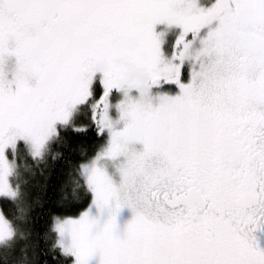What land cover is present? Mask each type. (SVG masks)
I'll return each instance as SVG.
<instances>
[{
    "label": "snow or ice",
    "instance_id": "snow-or-ice-1",
    "mask_svg": "<svg viewBox=\"0 0 264 264\" xmlns=\"http://www.w3.org/2000/svg\"><path fill=\"white\" fill-rule=\"evenodd\" d=\"M0 264H264V0H0Z\"/></svg>",
    "mask_w": 264,
    "mask_h": 264
},
{
    "label": "trees",
    "instance_id": "trees-1",
    "mask_svg": "<svg viewBox=\"0 0 264 264\" xmlns=\"http://www.w3.org/2000/svg\"><path fill=\"white\" fill-rule=\"evenodd\" d=\"M36 191L41 203L50 202V198L53 196V192L49 190V184L45 183L43 177H38Z\"/></svg>",
    "mask_w": 264,
    "mask_h": 264
}]
</instances>
